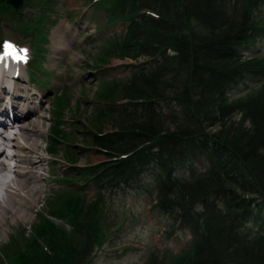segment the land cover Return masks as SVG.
Listing matches in <instances>:
<instances>
[{
	"label": "trees",
	"instance_id": "1",
	"mask_svg": "<svg viewBox=\"0 0 264 264\" xmlns=\"http://www.w3.org/2000/svg\"><path fill=\"white\" fill-rule=\"evenodd\" d=\"M88 1L102 11L103 24L123 29L120 41L103 49L95 65H106L108 57L142 60L131 65L122 83L114 79L95 93L103 106L97 109L94 130L84 128L80 141L103 160L72 172L81 176L82 184L91 183L98 195L87 205L76 191L50 197L48 211L38 216L30 235L18 233L0 249V264H88L93 246L99 248L105 239L96 209L99 196L139 188L149 173H154L153 208L171 219L165 235L185 228L199 245L193 250L192 242L193 252L168 259L150 254L145 264H224L230 257L238 264H264V234L258 231L264 216L254 213L264 208V86L243 98L228 99L238 83L264 78V57L240 55L264 37V26L253 16L264 0ZM43 2L23 0V7L39 10L21 29L33 47L30 70L41 67L45 51L48 26L38 5ZM19 12L0 0V21H14L10 27L16 30ZM160 102L173 110L163 114L157 108ZM235 112L248 113L254 128L235 136L208 131ZM53 116L60 123L55 111ZM105 118L110 128L104 131ZM64 134L51 129L48 154L67 139ZM192 160L204 164L205 170L189 179L175 174L192 170ZM64 161L74 163L68 152ZM73 179L60 176V182L77 185ZM212 198L228 210L218 214L206 204ZM199 204L203 210L192 213V206Z\"/></svg>",
	"mask_w": 264,
	"mask_h": 264
},
{
	"label": "rangeland",
	"instance_id": "2",
	"mask_svg": "<svg viewBox=\"0 0 264 264\" xmlns=\"http://www.w3.org/2000/svg\"><path fill=\"white\" fill-rule=\"evenodd\" d=\"M41 1L44 2L38 3V5L42 7L41 15L45 18L44 24L48 26V32L45 38L46 42L43 45L45 51L42 55L43 61L40 62V68L29 69V51L32 54L33 47L32 43L21 32L23 23L28 20L27 18L36 17L39 10L35 7H23L22 4L18 9L20 11L18 15L21 19L17 18V30L10 27L11 24L15 25L14 21L10 19L0 21V40L12 42L15 48L17 47L18 50L25 53L27 59L24 69L20 70L19 75H17L20 82H17V79L13 82L12 95H20L23 93L22 90L27 88L28 93H34L36 97L32 101L31 107L36 108L37 103L40 100L42 102L43 126L39 146L44 158L42 166L38 169L42 175H40L41 182H38V185H41V190L37 193L36 203L28 211H25L26 218L24 220L16 224L11 221L4 224L0 230V249L9 238L16 237L18 233L30 235L31 227L38 216L48 211V199L56 193L76 191L82 195L86 205L95 200L98 193L92 184H82L79 181L81 176L72 172L73 170L76 172L83 165L98 164L103 160L101 155L94 154L89 146H84L85 144L80 141L81 138L85 137V129L94 130L92 123L94 124L97 120V109L103 106L97 102L95 93L100 90L102 84L107 85L114 79L122 83L131 74V65L142 62L141 59L133 62L127 59L108 57L106 65L102 66L100 63L96 66L95 57L103 49H110L114 42L120 41L123 32L121 25L103 24L102 11L95 6L93 7V3L88 0ZM253 16L258 23L264 26V2L258 6ZM56 29L60 33L64 29L71 30L75 34V41L66 45L65 52L57 59H51L49 35L51 31ZM241 51L243 58L264 57V37L256 38L253 45ZM30 76L34 80H30ZM2 85L4 86V84ZM262 86H264V78L262 77L246 79L231 89L228 99L231 101L251 95ZM0 96L4 97L1 93ZM55 97L58 98L55 100ZM6 100L5 97L3 103ZM6 103L9 104V102ZM158 104L157 108L163 114L173 110L171 104L162 102ZM106 105H110V103L106 101ZM54 111L60 123L56 124L53 116ZM247 115L246 112L225 115L209 126L208 131L221 132L224 135L233 134L234 136L239 130L241 132L243 130L250 131L254 128V124L252 127L251 120ZM108 119L105 118L101 122L104 131L110 128ZM53 128L60 130L62 134L65 133L67 139L53 145L54 153L48 154L46 149L52 146L50 131ZM9 131L17 132L15 128ZM11 132L10 135H13ZM7 134L9 135V133ZM10 152L11 149L4 147V154L9 155ZM65 152L72 156L74 160L72 165H68L64 161ZM11 163L13 162H9V164ZM190 165L191 173L185 169L184 172L178 171L175 174L189 179L205 170V165L200 161L192 160ZM62 173L74 177L73 180L78 184L71 185L60 182ZM10 176L12 175L10 174ZM154 183V173H149L142 178L139 188L116 190L111 193L105 192L99 196L100 200H98L96 209L97 214H101L103 218L105 239L99 248H96V245L93 246V256L88 264H145L150 254L161 260L163 254L168 259L183 251L191 250L193 252L194 248L198 249L199 244L194 241V237L185 228H175L170 237L165 235L169 225H171V219L167 214H162L153 208L155 203ZM206 204L212 206L211 208L216 210L218 214H223L221 212L226 208L218 198H212ZM202 210L203 206L199 204L193 206L191 212L196 214ZM254 213L262 218L264 209ZM222 218L225 216L222 215ZM55 222L58 225L61 224ZM104 225L106 226L104 227ZM250 225L251 223L248 221L246 226L249 227ZM258 231L264 234V225ZM192 242L197 245L194 246ZM225 260L224 264H238L237 260L235 261L231 257Z\"/></svg>",
	"mask_w": 264,
	"mask_h": 264
},
{
	"label": "bare ground",
	"instance_id": "3",
	"mask_svg": "<svg viewBox=\"0 0 264 264\" xmlns=\"http://www.w3.org/2000/svg\"><path fill=\"white\" fill-rule=\"evenodd\" d=\"M63 32L61 34L56 29L51 31L49 35V42L51 40V59H57L58 56L65 52V46L75 41L74 32L67 29H64ZM240 55L242 56V51ZM9 68L3 66V69L7 70L10 76L14 73L17 74L14 64H10ZM1 71V81L7 84L8 91L5 93L4 89H2L4 86L0 85V93L4 95V97L0 98V102H3L5 97L7 98L6 102H9V107L12 112L10 119L16 121L18 125L16 128L17 132H11L13 135H10V131L6 129L0 134V230L5 223L8 224L11 221L16 224L24 220L26 218L25 211H28L36 203L37 193L41 190V185H38V182H41L40 175H42L38 169L44 162L41 154L42 150L39 146L43 126L42 102L40 100L36 108L31 107L30 105L36 97L34 93H28L27 88L22 90V94L13 96L12 89L14 87V81L2 80L5 71ZM10 72L13 73L11 74ZM17 82L20 81L17 79ZM5 133H9L10 136ZM4 147L11 149L8 157L4 154ZM9 162L13 163L9 164ZM233 163L231 164L233 165Z\"/></svg>",
	"mask_w": 264,
	"mask_h": 264
},
{
	"label": "snow or ice",
	"instance_id": "4",
	"mask_svg": "<svg viewBox=\"0 0 264 264\" xmlns=\"http://www.w3.org/2000/svg\"><path fill=\"white\" fill-rule=\"evenodd\" d=\"M8 57H14L16 59L22 60L23 57L22 56H17L14 46L11 45L10 43H5L3 45V56L0 57V59H7Z\"/></svg>",
	"mask_w": 264,
	"mask_h": 264
},
{
	"label": "water",
	"instance_id": "5",
	"mask_svg": "<svg viewBox=\"0 0 264 264\" xmlns=\"http://www.w3.org/2000/svg\"><path fill=\"white\" fill-rule=\"evenodd\" d=\"M22 0H4V3L12 8L13 11H18L22 6Z\"/></svg>",
	"mask_w": 264,
	"mask_h": 264
}]
</instances>
